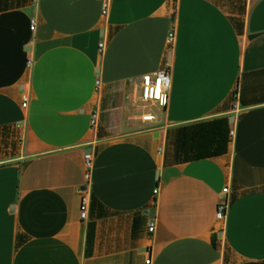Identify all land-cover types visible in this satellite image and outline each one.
I'll use <instances>...</instances> for the list:
<instances>
[{
    "label": "crops",
    "instance_id": "obj_1",
    "mask_svg": "<svg viewBox=\"0 0 264 264\" xmlns=\"http://www.w3.org/2000/svg\"><path fill=\"white\" fill-rule=\"evenodd\" d=\"M101 1L0 0V264H264V0ZM168 61L143 122L129 79Z\"/></svg>",
    "mask_w": 264,
    "mask_h": 264
},
{
    "label": "built area",
    "instance_id": "obj_2",
    "mask_svg": "<svg viewBox=\"0 0 264 264\" xmlns=\"http://www.w3.org/2000/svg\"><path fill=\"white\" fill-rule=\"evenodd\" d=\"M110 0L101 1V16L106 17L109 11ZM37 24L35 16L30 17V30H34ZM176 38L175 26L172 25L166 36V44L171 48L174 45ZM105 48V40L101 38L97 44V51L102 54ZM132 83L130 92H127L125 98L129 101V104L138 111V118L143 122H152L156 118V112H164L168 106L171 77H170V62H166L165 65L152 72L142 74L135 78L129 79ZM95 90L98 93L101 87V81L97 77L94 82ZM30 100L29 90L27 88L22 89L20 94V105L22 108L28 106ZM156 108V111H152V108ZM97 112H92L91 125L96 124ZM234 129L229 131V135L232 136ZM85 171L83 178L85 181V188L80 190V203H79V216L81 220H85L88 215L89 209V195L87 192V185L91 179L92 168V153L86 152L84 154ZM228 186L222 189L224 194H227ZM158 188L153 190L154 194H157ZM228 210V200L226 197L220 196L216 205L215 219L219 222H224L226 219V213ZM155 228V220L151 219L147 223L148 232H153ZM144 264H152V258L150 253L144 260Z\"/></svg>",
    "mask_w": 264,
    "mask_h": 264
},
{
    "label": "rangeland",
    "instance_id": "obj_3",
    "mask_svg": "<svg viewBox=\"0 0 264 264\" xmlns=\"http://www.w3.org/2000/svg\"><path fill=\"white\" fill-rule=\"evenodd\" d=\"M151 110H152V111H156V108L154 107V108H152Z\"/></svg>",
    "mask_w": 264,
    "mask_h": 264
},
{
    "label": "water",
    "instance_id": "obj_4",
    "mask_svg": "<svg viewBox=\"0 0 264 264\" xmlns=\"http://www.w3.org/2000/svg\"><path fill=\"white\" fill-rule=\"evenodd\" d=\"M87 151H89V148H87ZM85 188V186H83V188L82 189H84Z\"/></svg>",
    "mask_w": 264,
    "mask_h": 264
}]
</instances>
